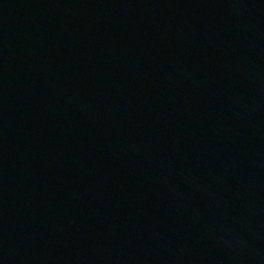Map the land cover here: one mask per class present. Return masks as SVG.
Returning <instances> with one entry per match:
<instances>
[{"label":"water","instance_id":"obj_1","mask_svg":"<svg viewBox=\"0 0 264 264\" xmlns=\"http://www.w3.org/2000/svg\"><path fill=\"white\" fill-rule=\"evenodd\" d=\"M0 264H264V0H0Z\"/></svg>","mask_w":264,"mask_h":264}]
</instances>
